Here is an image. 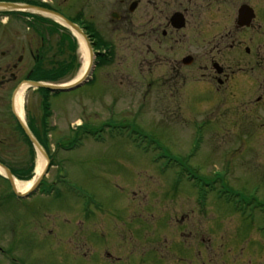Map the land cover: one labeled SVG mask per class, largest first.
<instances>
[{"label": "rangeland", "instance_id": "obj_1", "mask_svg": "<svg viewBox=\"0 0 264 264\" xmlns=\"http://www.w3.org/2000/svg\"><path fill=\"white\" fill-rule=\"evenodd\" d=\"M108 10L96 9V20L103 25L100 33L111 46L105 62L94 57L93 64L100 63L86 83L47 97L45 130L52 160L41 188L53 187L52 194L17 200L8 186L0 191L7 196L0 198V231L6 236L16 230L10 236L17 253L13 264H79L59 259L57 248H84L89 240L78 234L99 219L106 221V229L96 226L93 243L139 251L132 258L135 264H173L148 248H160L166 256L163 248H183L182 242L195 251L187 255V263L201 255L204 264H264V97L255 108L248 100L220 108L204 85L196 87L198 97L188 101V78L199 65L183 70L186 87L169 89L174 84L169 64L140 65L135 44L106 24ZM71 38L68 35L61 54L57 37L52 39L45 67L76 55L80 68ZM186 52L174 49L173 58ZM226 54L240 57L247 68L253 63L243 53ZM257 70L255 66L254 73ZM32 90L24 96L36 118L41 105ZM22 159L12 158L11 163L23 166L30 155ZM216 191L226 194L218 198ZM37 217L42 225H57L60 242L43 239V228L42 240L37 236L32 225ZM103 233L112 234L110 241L105 242ZM197 247L202 248L199 254L193 249Z\"/></svg>", "mask_w": 264, "mask_h": 264}, {"label": "flooded vegetation", "instance_id": "obj_2", "mask_svg": "<svg viewBox=\"0 0 264 264\" xmlns=\"http://www.w3.org/2000/svg\"><path fill=\"white\" fill-rule=\"evenodd\" d=\"M105 6L110 9L106 24L113 28V32L119 31L125 42L135 44L140 65L169 64L170 81L174 83L169 89L177 92L178 85L186 87L187 76L183 70H196V64L199 65L188 78V94L191 96L188 101L198 97L196 87L205 85L211 100L216 101L220 108L247 100L251 108L262 103L264 46L259 44H264V0H0V165L12 175L25 178L30 168V159L23 166L11 163L12 158L21 162L25 154L30 155V142L13 107L16 92L31 81L33 73L46 68L52 39L56 36L57 44L61 38L71 35L63 21L75 25L86 36L95 35L105 41L104 34L100 33L103 25L96 20V9ZM244 7L252 16L249 22L239 16V11ZM174 49L188 52L175 59ZM228 51L251 57L253 63L250 68L242 64L240 57L229 58L226 54ZM255 66L257 73H254ZM38 96L41 102L42 95ZM22 111L24 126L42 145L40 117L32 116L25 98ZM32 128L40 132L35 134ZM6 186L13 199L28 198L16 196L9 182L0 178V191ZM2 196L6 195L0 193V198ZM100 220L88 223L87 230L78 234L81 239L89 240L84 248H57L59 259H71L79 264H135L132 258H136L139 251L129 252L127 249L123 252V248L113 250L112 245L108 248L93 243L91 237L97 232L96 226L105 228L106 225V221ZM32 225L38 229L37 236L41 240L43 228V239L49 237L61 241L62 233L55 223L42 225V218L37 217L33 218ZM15 232V228H12V232L9 230L5 236L0 231V264L15 262L14 255L17 253L13 252L10 239L11 233L14 236ZM186 235L191 238L190 233ZM104 236L107 242L112 234L110 237ZM193 237V241L199 242L196 235ZM182 244L183 248H163L168 254L166 256H162L160 248L148 250L156 253V256L160 255L158 259L173 264H204L201 255L200 260L196 259L199 257L197 255L191 259L188 257L187 263V255L195 251H191L186 243ZM188 244L191 245L189 240ZM193 249L199 254L202 248ZM119 255L122 257L119 258ZM137 264L143 262L138 261Z\"/></svg>", "mask_w": 264, "mask_h": 264}, {"label": "trees", "instance_id": "obj_3", "mask_svg": "<svg viewBox=\"0 0 264 264\" xmlns=\"http://www.w3.org/2000/svg\"><path fill=\"white\" fill-rule=\"evenodd\" d=\"M88 33L90 34V30H88ZM88 39H89L90 45L94 51L107 50V53H109L108 48L110 45L108 42L104 41L102 38L95 36V35H93V36L89 35ZM65 40H66V38L63 37L57 43L59 50H60V54L62 52V49H63L62 45H64ZM68 41H69V44L72 48L71 52H73V54H74V52L76 50V42L73 38L68 39ZM95 59L100 60L103 63L105 62L104 55H102L100 52L96 53ZM78 68H79V64L77 63V56L73 55V56H70V58H68V60L55 61V62L50 61L49 66L47 68L42 69V72L40 70L36 73H33L31 75L30 79L34 82L59 83L62 80H69V79L73 78L74 72L77 71ZM37 91L45 94V96L42 98V102H41L42 109H43V117L41 119V124H42V130L41 131H44V129L46 128V115H47L46 111L48 110L47 96L50 93L47 89H44V88L38 89ZM32 130H33V128H32ZM39 132L40 131L38 129L33 130V133H35V134H38ZM41 143H42V147L44 148V150L48 154V149H47L48 145H47V141H46L45 137L42 138ZM30 156H31L30 157L31 165L29 168V173L26 175V177L23 180L30 179L31 173L33 170L34 152H33L32 148H31V155Z\"/></svg>", "mask_w": 264, "mask_h": 264}, {"label": "bare ground", "instance_id": "obj_4", "mask_svg": "<svg viewBox=\"0 0 264 264\" xmlns=\"http://www.w3.org/2000/svg\"><path fill=\"white\" fill-rule=\"evenodd\" d=\"M69 30L76 40L78 53L80 55L81 65H80V68H79L76 76L72 80H70L68 83L62 84V86L72 85V84L78 82L79 80H81L82 78H86L89 74V71H88L89 54H88V50L86 47L85 38H84V36L75 32L74 30H72V29H69ZM26 87H28V84L21 86L19 88V90L16 92V94L14 96V100H13V107H14L15 113L17 114V116L20 119H23L22 106L24 104V91H25ZM45 165H46L45 158L43 156H38L36 159L34 170H33V178L32 179L27 180V181H21V180H18L17 178H14L13 184H14V188H15L16 192L19 194H25V193L29 192L32 189L35 180L42 174V171L44 170ZM6 173H7L6 170H4L0 166V175L6 176Z\"/></svg>", "mask_w": 264, "mask_h": 264}, {"label": "water", "instance_id": "obj_5", "mask_svg": "<svg viewBox=\"0 0 264 264\" xmlns=\"http://www.w3.org/2000/svg\"><path fill=\"white\" fill-rule=\"evenodd\" d=\"M239 16H240V18L245 19L247 22H249L250 19H251V17H252L250 15V11L248 9H246V7L242 8L239 11ZM63 22H64V25L67 26L69 29H72L75 32H77V33L81 34L82 36H84L85 41H86V47H87L88 54H89V67H88V71H90L91 68H92L93 53H92L91 47H90V45L88 43V40L86 39V37L83 34V32H82L81 29L77 28L75 25L70 24V23H68L66 21H63ZM84 82H86V78H82L78 82H76V83H74L72 85H69V86L50 85V84L35 83V82H28V86L34 87V88H44V89L49 90L50 92L56 93V92H68V91L73 90V89L77 88L78 86L82 85ZM26 134H27L29 140L31 141L32 146L34 147V149H35V151L37 153V156H43L45 158L46 164H47L48 163V158H47L46 154L44 153V151L41 149V147L38 145V143L35 141V139L27 131H26ZM45 170H46V167L42 171V174L39 176V178L36 180V182L34 184V187L39 183V181L41 180V178L44 176ZM6 172H7L6 173V177L10 181V184H11L13 190L15 191V193L17 195L20 196L21 194L17 193L16 190H15V188H14V185H13L12 178L10 176V173L8 171H6Z\"/></svg>", "mask_w": 264, "mask_h": 264}]
</instances>
